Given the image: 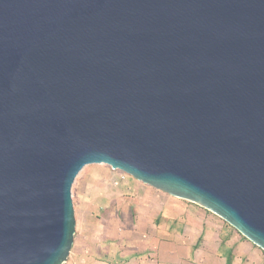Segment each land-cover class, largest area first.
<instances>
[{"label": "water", "instance_id": "obj_1", "mask_svg": "<svg viewBox=\"0 0 264 264\" xmlns=\"http://www.w3.org/2000/svg\"><path fill=\"white\" fill-rule=\"evenodd\" d=\"M105 164L264 250V0H0V264H64Z\"/></svg>", "mask_w": 264, "mask_h": 264}, {"label": "crops", "instance_id": "obj_2", "mask_svg": "<svg viewBox=\"0 0 264 264\" xmlns=\"http://www.w3.org/2000/svg\"><path fill=\"white\" fill-rule=\"evenodd\" d=\"M137 182V183H136ZM91 247L74 243L64 264H264V250L223 219L139 181Z\"/></svg>", "mask_w": 264, "mask_h": 264}, {"label": "rangeland", "instance_id": "obj_3", "mask_svg": "<svg viewBox=\"0 0 264 264\" xmlns=\"http://www.w3.org/2000/svg\"><path fill=\"white\" fill-rule=\"evenodd\" d=\"M135 181L131 176L105 164L87 165L78 173L71 187L75 218L73 245H78L85 238L92 247V240L103 228H107L105 237L110 239V225L121 206L127 202L125 197L132 192L131 184Z\"/></svg>", "mask_w": 264, "mask_h": 264}]
</instances>
